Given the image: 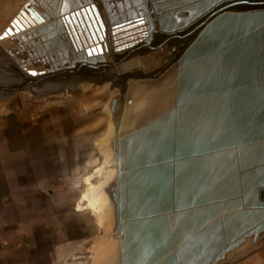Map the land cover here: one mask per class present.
Segmentation results:
<instances>
[{
  "label": "crops",
  "instance_id": "1",
  "mask_svg": "<svg viewBox=\"0 0 264 264\" xmlns=\"http://www.w3.org/2000/svg\"><path fill=\"white\" fill-rule=\"evenodd\" d=\"M119 1L124 7L123 13L135 9L132 0ZM108 3L114 5L112 0ZM259 7L242 6L235 9ZM29 10L38 18V14L47 13L49 20L38 24L48 28L33 38L32 45L27 48L22 42L23 36L27 35L28 28L37 27L34 22L30 25L24 17V14H31ZM110 11L119 18L116 6L111 7ZM188 12L193 13V9ZM185 17L179 16L180 19ZM14 18H18L21 25L20 28L16 25L17 31L11 26ZM101 24L106 25L109 32L111 26L100 0H0V36L7 27L12 31V34L2 36V41L14 35L19 37L20 44L11 47V50H16V70L24 80L36 79L30 78L20 67L22 61L26 69L35 70L36 77L43 79L37 83L38 86L28 88L38 92L32 101L8 103L0 100V264H103L105 257L100 255L101 251L96 252V248L104 237L110 241L108 246H112V252L115 253L113 264H119L120 237L117 226L107 229L109 233L104 234L100 218L87 205L89 199L96 197H89L87 191L98 186L90 181L102 168L105 153L111 151V157L116 160L118 137L113 134V120L115 122L117 118L113 115L116 110L120 112V104L111 99L112 114L95 115L92 111L96 108L103 107V111L107 109L104 95L97 98L96 93L79 92L74 94V98H52L53 93L59 91L52 77L64 76L72 70L69 69L72 67L69 52L73 43L72 28L78 32L77 36L80 33L78 37L85 47L89 44L86 52L100 47L102 42L98 33L102 29ZM58 28L63 29L62 34H58ZM5 45L10 43L6 42ZM98 52L90 53V57L99 56ZM30 55L32 59H29ZM3 56L13 60L4 49V44ZM167 80L165 78L163 82L166 84ZM129 81H132L131 78ZM190 81L192 90H207L211 82L207 77H193ZM102 83H108V80ZM150 87L147 83L128 87L131 96L147 93L145 98L132 105L141 104L138 108H128L136 116L121 135L124 138L129 135L123 146V157L130 167L138 170L165 163L162 160L169 152L165 140L169 137L171 122L174 134L178 132L179 138L185 141L183 151L186 154L200 146L198 141L205 142L204 145L210 148L214 145L213 141L227 138V130L217 126L221 121L214 116L219 103H189L171 121L161 116L175 105L174 87L171 86L170 92L160 93L162 88L154 93L146 92ZM119 122L115 123L117 129ZM109 129L111 137L108 136ZM230 162L226 159L215 161L210 155L202 161L186 163L179 169L173 166L170 186L190 192L193 189L199 192L211 189L217 183L216 171H228ZM176 169L181 173L178 178ZM166 171L169 170L156 169L132 177L126 184V202L143 203L145 200L138 197L146 196L147 189L169 187L168 184H153L160 178L159 174ZM176 178L179 179L177 183ZM114 183L111 185L112 193L116 189ZM211 212L207 210L208 215ZM190 220L195 223L197 218L192 217ZM129 244L131 253L154 250L137 246L135 240L129 241ZM220 264H264V231L251 245L232 251Z\"/></svg>",
  "mask_w": 264,
  "mask_h": 264
},
{
  "label": "water",
  "instance_id": "2",
  "mask_svg": "<svg viewBox=\"0 0 264 264\" xmlns=\"http://www.w3.org/2000/svg\"><path fill=\"white\" fill-rule=\"evenodd\" d=\"M100 1L111 26L107 36L113 52L143 43L109 64L104 63L103 55L92 59L90 50L76 54L70 47L72 65H78L67 72H76L82 66L97 69L102 65H121L120 70H136L134 59L144 53L129 57L131 53L141 48L154 51L171 40H182L195 33L173 68L156 80L163 82L170 72L175 81V105L161 117L172 121L189 103L213 101L220 105L214 114L221 121L217 126L228 132L226 139L213 141V147L198 141L200 146L186 154L183 151L185 141L179 138L178 132L174 134L171 122L169 137L165 140L169 152L162 160L165 163L138 170L130 167L123 157V146L129 135L121 137L114 192L120 237L119 264H220L243 239L252 237L254 241L264 231V0H132L136 13L134 10L123 13L121 2L112 0L120 19L110 11L113 6L108 1L111 0ZM240 6L261 7L235 9ZM186 8L193 9V13L178 26H173L172 16ZM29 11V16L24 15L37 27L27 31L29 37L23 36L22 42L27 48L32 45L33 38L48 28L38 24L49 20L47 13L38 14V18ZM18 18L13 19L11 26L17 25ZM62 32L63 29L58 28V34ZM7 34H12L10 27L2 36ZM155 34L166 37L151 45ZM9 42L4 49L18 63L14 55L16 50L11 47L20 44L19 38L13 36ZM119 44L127 45L119 48ZM98 51L101 54L99 46ZM29 59H32L31 55ZM20 67L30 78H36L30 79L31 84L43 80L36 77L35 70L26 69L22 61ZM193 77L210 79L209 89L192 90L190 79ZM143 83L151 84L139 81V84ZM128 103L131 102L128 100ZM234 150L238 152V158L230 160L228 171H216L217 183L213 188L190 192L170 186L173 166L179 169L186 163L207 159L211 154ZM243 151L249 153L245 162L241 161ZM156 169L169 171L160 173L154 186L168 184L169 187L147 189L146 196L138 197L145 200L143 203L126 202L127 181ZM177 169L178 178L181 173ZM207 210L212 211L210 215ZM192 217L197 218L195 223L191 222ZM134 240L137 246L154 250L131 253L129 241Z\"/></svg>",
  "mask_w": 264,
  "mask_h": 264
},
{
  "label": "rangeland",
  "instance_id": "3",
  "mask_svg": "<svg viewBox=\"0 0 264 264\" xmlns=\"http://www.w3.org/2000/svg\"><path fill=\"white\" fill-rule=\"evenodd\" d=\"M183 11L184 10L179 12H183ZM194 36L195 33L187 36L182 40H177V39L171 40L167 42L166 45H163L162 47L154 51H149L146 48H141L138 51L131 53L129 57L136 56L138 53H144L140 57L134 59V61L135 60L140 61V63L139 64L137 63L136 65L137 66L136 70H132V71L120 70L121 65L119 66L102 65L97 69H91L89 67L82 66L76 72H66L64 76L63 75L55 76L52 77L53 79H51L56 82L55 84L57 85V88H59V91L57 93H53L54 95L52 96V98H58V99L74 98V94L79 92L84 94L96 93L97 98H101V96L104 95L106 100L105 106L107 107V109L103 111L102 109L103 107H98L92 111V114L111 115L112 114L110 107L111 99L112 101L115 99L120 104V109H119L120 112L116 110L115 114L113 115V117L117 118V121L114 122L112 118L114 123L113 134H117L118 137L116 141V147H117L116 160H114V157H111V151L105 153L102 168L92 176V180L90 181L91 184L98 186L96 188L93 186L89 188V190L87 191L89 197H96L98 198V200H100L98 201L100 203H98L96 208L91 207L92 208L91 210L94 211L95 215H97L100 218V223L104 226L105 235L109 233L107 229H111L117 226L116 209L114 215L115 196L114 193H112L111 191L112 188L111 185H113V181H115V178L118 175V171H119L118 152L120 148L118 147V141L121 139L122 137L121 135H123L122 132H124L126 126L128 124L130 125L131 121H133V117L136 116V113L132 112L131 114L128 108L132 106L135 102L145 98L147 96L146 92L154 93L155 91H158L161 88L162 89L159 91L160 93L163 91L170 92L171 86H173L175 83L173 75L168 76L167 78L168 80L166 81L167 85L164 82L159 83L157 81L159 78L162 77L161 75L165 74V72L173 68V64L176 62V58H178L181 55V53L184 51L187 45L192 41ZM1 37L2 35L0 36V100H3V102L7 101L8 103L16 102V101L19 102L22 100L32 101V98L38 96V92L34 89L31 90L22 89L21 86L17 85L21 81H24V79L16 70L17 62L14 59L12 60L8 58H4L3 44L5 45V43L8 42V40L2 41L3 38ZM165 37L166 35L164 34H155L153 41L151 42V45L158 44ZM104 39L108 47L107 52H104L105 53L104 57H106L104 62L105 64H109L116 61V59L122 57L130 49L135 48L136 46L143 43V42H139L133 45L131 48H127L125 50H121L118 52H113L110 45V40H109L110 37H107L106 34ZM77 65L78 64H75V66L72 65V67H70L69 69L73 70L77 67ZM142 67H144L145 70H142ZM134 76L137 77L134 78ZM130 78L132 81H129ZM143 78L146 79V81H148L149 83H151L150 89L145 92L146 94H144V92H141L140 94H137L135 96L132 94L131 96V94L128 93L129 85H135V84L138 85L139 81H135L134 79H143ZM105 80H108V83H102ZM47 94H50V92H47ZM128 100L131 103H128ZM140 105L141 104L138 105L135 104V106H132V109H136ZM118 120H120L121 123L119 122L120 125L117 129L116 127L117 125L115 123H118ZM128 120L130 122H128ZM108 136L109 137L112 136L111 129H109L108 131ZM231 152L232 151H221L216 154H211V157L212 159L217 158L218 160L220 156L225 154L230 155ZM244 153H246L247 155L249 154L247 151H244ZM233 154L235 156L236 153L234 152ZM228 157L231 158L229 160H232L233 158L232 155ZM87 187L88 185L85 186L84 190H86ZM262 196H264V191L262 192ZM101 201L104 202L103 207L101 206L102 205ZM104 238L102 242L98 244L96 248V252L101 251L100 255L102 257H105V259H103V264H113L115 253L112 252L113 251L112 246H108V243H110V241ZM252 240H253L252 237H246L239 243L240 246L238 244L237 245L238 247L236 246L232 251H235L236 249H239L246 245H251L254 242ZM232 251L226 254L225 258Z\"/></svg>",
  "mask_w": 264,
  "mask_h": 264
},
{
  "label": "bare ground",
  "instance_id": "4",
  "mask_svg": "<svg viewBox=\"0 0 264 264\" xmlns=\"http://www.w3.org/2000/svg\"><path fill=\"white\" fill-rule=\"evenodd\" d=\"M123 3H124V2H123ZM95 6L97 7V5H95ZM97 9H98V8H97ZM133 9H134V8H133ZM186 9H187V11H183V12H179V13H178V11H177V13H175V14L172 16V19H173V21H174L173 26H178L179 23H181L183 20H185L186 18H188V16H190V14H191L192 12L189 13L188 10H192V9H190V8H186ZM89 12H90V11H89ZM97 12H98V11H97ZM134 12H135V13L137 12L136 9H134ZM97 14H98V13H97ZM98 15H99V14H98ZM104 15H105V14H104ZM180 15H183L184 17H185V16H186V17L183 18V19H180V18H179ZM24 17H26V16L24 15ZM95 18H96V17H95ZM177 18H179V19H177ZM99 20H100V19H99ZM177 20H178V21H177ZM179 20H180V21H179ZM28 22H29V21H28ZM97 22H99V21H97ZM103 22H104V21H103ZM104 23H105V22H104ZM29 24H30V22H29ZM98 24H100V23H98ZM98 24H97V26H99ZM17 25H18V27L20 28L21 25H20L18 22H17ZM30 25H31V24H30ZM15 27H16V25H15ZM15 27L12 26V28H13L15 31H17ZM26 27H28V25H27ZM80 28H81V27H80ZM86 28H87V27H86ZM22 29H23V27H21V30H22ZM29 29H30V28H28V30H29ZM98 29H99V28H98ZM10 30H11V28H10ZM28 30H27V31H28ZM84 30H86V29H84ZM27 31H26V33H27V35H28L30 32H27ZM96 31H97V30H96ZM80 32H81V31H80ZM82 32H83V31H82ZM87 32H88V31H87ZM71 33H72V38H73V39H72L73 43H72V47H71V48L73 49V51H74L76 54H77V53H80V52H85L86 47L88 48V45H89V44L85 47V44H83V42H82V41L80 40V38H79V37L81 36L80 33L78 34V36H79V37H78V36H77V33H78V32H77V31L75 32V30H74L73 28H72V30H71ZM88 33H89V32H88ZM88 33H87V34H88ZM94 33H95V32H94ZM98 34H99L98 37L100 38L99 40H101V42H102L101 45H100V50H101L102 53H104V52H106V51L108 50L107 43H106V41H105V39H104L105 36H106V34H107V28H106V25H104V29H100V30H99V33H98ZM98 34H97V35H98ZM27 35L24 36V37H29V36H27ZM85 35H86V34H85ZM6 36H7V35H6ZM6 36H5V37H6ZM14 36L18 37L17 35H14ZM93 36H94V35H93ZM12 37H13V36H12ZM12 37H10L9 39H7V40H8V43H10L9 41L12 39ZM107 37H108V36H107ZM18 38H19V37H18ZM86 38H87V37H86ZM81 39H82V38H81ZM87 39H88V38H87ZM97 39H98V38H97ZM88 41H89V40H88ZM112 42H113V41L111 40V43H112ZM87 43H88V42H87ZM92 43H93V42H92ZM93 45H94V44H93ZM93 45H92V46H93ZM126 45H127V44H119L118 47H119V48H120V47H126ZM92 46H91V47H92ZM127 47H128V46H127ZM97 50H98V47H97V48L95 47L94 49H90V52H91V53L94 52V51L97 52ZM120 50H121V49H120ZM98 53H100V52H98ZM108 54H109V53H108ZM99 55H100V54H99ZM102 55H103V54H102ZM92 56H93V55H92ZM103 56H104V55H103ZM97 57H99V56H96V55H95V57H92V59H96ZM105 59H106V57H105ZM141 62H142V61H141ZM134 63L137 65V63L139 64L140 61H136V60H135ZM127 65H128V64H127ZM169 73H170V72H169ZM169 73L167 74V76H171V74H169ZM167 76H166V77H167ZM112 127H113V126H112ZM118 127H119V126H118ZM234 152L236 153L235 156L238 158V155H239V154H237L238 152H237L236 150L232 151L230 155H232V157L235 158V156H234V154H233ZM243 153H244V151L240 154V155H241V161H242V162H245V161L248 160V156H249V154L247 155L246 153H244V154H243ZM230 155H229V154H225V155L220 156L218 160H217V158H214L213 160H215V161H216V160H217V161H223V160H225V159H226V160H229V159H231V158L228 157V156H230ZM233 158H232V159H233ZM118 172H119V171H118ZM116 178H117V176H116ZM116 178H115V180H116ZM85 196H87V195H85ZM98 201H100V200H98V199H96V198H93V199H91V200L89 199L87 205H88L89 207L96 208V206L98 205V203H100V202H98ZM101 203H102V205H101V204H100V205L103 207L104 202L101 201ZM101 206H100V208H101ZM98 208H99V207H98ZM114 215H115V204H114ZM242 243H243V242H242ZM239 246H240V244H239ZM237 247H238V246H237Z\"/></svg>",
  "mask_w": 264,
  "mask_h": 264
},
{
  "label": "flooded vegetation",
  "instance_id": "5",
  "mask_svg": "<svg viewBox=\"0 0 264 264\" xmlns=\"http://www.w3.org/2000/svg\"><path fill=\"white\" fill-rule=\"evenodd\" d=\"M31 81L32 80H30V79H25L24 81H21L17 85L21 86L22 89H28V88H32V87L38 86V84H34V83L31 84ZM33 81H34V79H33Z\"/></svg>",
  "mask_w": 264,
  "mask_h": 264
}]
</instances>
